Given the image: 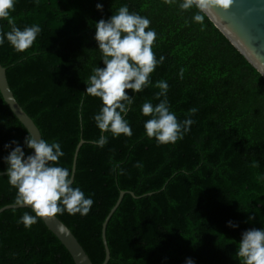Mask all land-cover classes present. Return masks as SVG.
Wrapping results in <instances>:
<instances>
[{"label":"trees","instance_id":"obj_1","mask_svg":"<svg viewBox=\"0 0 264 264\" xmlns=\"http://www.w3.org/2000/svg\"><path fill=\"white\" fill-rule=\"evenodd\" d=\"M179 2L17 0L11 13L16 25L38 24L42 31L25 52L7 40L0 46V64L16 100L42 138L61 144L60 164L71 173L84 141L74 185L94 204L86 216H56L93 264L105 260L102 227L121 192L141 198L126 194L111 217L108 264H185L188 257L195 264H239L241 233L264 227V77L201 9L181 10ZM123 5L151 21L158 36L153 51L165 60L151 74L152 85L135 94L126 117L132 136L106 133L109 142L100 148L92 143L100 135L92 117L101 101L84 93L92 69L104 67L94 25ZM197 12L202 22L192 19ZM0 30H10L6 20H0ZM159 80L167 81L179 120L197 109L190 131L174 144L158 145L143 127L148 117L140 107L146 100L159 102ZM27 134L0 92V169L6 167L3 145L12 139L23 144ZM15 194L0 176V209L14 205ZM25 212L34 215L27 208L0 214V264H75L40 218L29 228L17 222ZM249 215L255 220L248 222ZM229 220L239 228H229Z\"/></svg>","mask_w":264,"mask_h":264},{"label":"clouds","instance_id":"obj_2","mask_svg":"<svg viewBox=\"0 0 264 264\" xmlns=\"http://www.w3.org/2000/svg\"><path fill=\"white\" fill-rule=\"evenodd\" d=\"M16 2L0 0V20H6L10 27L6 32L0 30V46L7 40L16 52H25L33 46L42 30L38 24L23 29L16 25L11 15ZM164 2L175 3L176 0ZM203 4L204 0H180L179 8L201 9ZM224 6H228L227 2ZM96 9L102 12L103 4L98 2ZM192 19L199 23L203 18L197 12ZM150 24L147 17L123 5L108 19H100L94 25V39L104 67L92 69V74L85 82L84 93L101 101V107L92 117L100 131L98 138L92 141L97 147L103 148L108 144L106 133H110L114 139L121 134L132 136L131 125L126 117L134 104L135 94L152 85L151 74L165 60L163 55L157 59L153 51L158 36ZM183 75L184 70L181 68V79ZM155 87L159 91L154 94V98L159 102L153 104L146 100L140 107L141 115L148 117L143 124L145 134L155 139L158 145L174 144L190 131L194 123L191 117L197 109H189L186 118L179 120L168 101L167 81L159 80ZM27 133L23 144L12 139L3 145L7 151L3 157L6 167L0 169V176H6L9 185L16 190L14 205L20 208L31 207L34 213L30 215L25 212L17 222L29 228L37 223L38 218L64 213L88 215L94 200L74 185L70 169L61 166L60 159L65 155L61 144L55 140L49 142L42 137L38 139L28 130ZM25 149L31 151L26 154ZM135 166L142 165L138 162ZM254 220L255 216L249 215L248 222ZM227 226L239 228V224L232 220L227 221ZM237 244L235 256L239 264H264V227L244 230ZM185 264H195V260L188 257Z\"/></svg>","mask_w":264,"mask_h":264},{"label":"water","instance_id":"obj_3","mask_svg":"<svg viewBox=\"0 0 264 264\" xmlns=\"http://www.w3.org/2000/svg\"><path fill=\"white\" fill-rule=\"evenodd\" d=\"M228 6L225 7L224 3ZM201 10L232 43V45L261 73L264 77V0H204ZM0 92L4 101L21 124L36 138H41V132L33 119L23 110L16 100L7 79L6 69L0 64ZM84 141L77 145L72 178L76 171L78 153ZM132 192H121L120 196L108 214L102 227V239L106 257L102 264H108L110 251L106 239L107 225L120 206L124 196ZM15 205H8L0 209V214L8 209H18ZM31 210V207H24ZM46 227L56 236L73 258L75 264H93L90 257L79 243L72 231L57 217L40 218Z\"/></svg>","mask_w":264,"mask_h":264}]
</instances>
